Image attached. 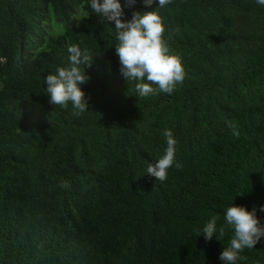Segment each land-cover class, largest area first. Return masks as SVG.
Wrapping results in <instances>:
<instances>
[{
	"label": "trees",
	"instance_id": "16d2710c",
	"mask_svg": "<svg viewBox=\"0 0 264 264\" xmlns=\"http://www.w3.org/2000/svg\"><path fill=\"white\" fill-rule=\"evenodd\" d=\"M78 7L87 15L73 21ZM155 7L138 0L124 19ZM157 11L185 77L171 95L138 98L114 24L88 0H0V264H222L233 233L206 241L204 225L222 226L232 203L264 205V7L171 0ZM70 46L93 56L79 115L49 104L43 79ZM165 129L179 166L160 182L145 173ZM241 255L264 264V238Z\"/></svg>",
	"mask_w": 264,
	"mask_h": 264
},
{
	"label": "clouds",
	"instance_id": "9594fccd",
	"mask_svg": "<svg viewBox=\"0 0 264 264\" xmlns=\"http://www.w3.org/2000/svg\"><path fill=\"white\" fill-rule=\"evenodd\" d=\"M137 2L138 0H124L122 7L121 0H88V6L91 13L106 24H114L119 70L127 82H136V96L147 97L157 91L171 95L185 77L180 58L170 53L163 40L165 25L163 17L157 11L169 5L171 0H140L145 8H151L154 4L156 7L151 11H133L131 19H124V9L131 8ZM255 3L264 7V0H255ZM67 52V66L57 67L54 73H49L43 78L46 84L45 92L49 104L63 108L70 104L73 114L79 115L90 107L81 86L88 80L83 66H90L93 56L77 46H70ZM226 123L231 135L239 137L237 125ZM162 135L166 143L164 152L156 159L155 164L148 162L145 173L160 182L167 180L171 167L179 166L176 164L178 141L170 129H165ZM257 211L264 213V205L249 211L232 203L225 210L224 224L217 227V217L213 216L204 225L198 237L203 235L206 241H211L215 236L220 241L226 228L230 229L233 235L228 246L223 247L219 260L222 264H238L244 260L241 255L244 249H253L264 238V224L257 216Z\"/></svg>",
	"mask_w": 264,
	"mask_h": 264
},
{
	"label": "rangeland",
	"instance_id": "374dc122",
	"mask_svg": "<svg viewBox=\"0 0 264 264\" xmlns=\"http://www.w3.org/2000/svg\"><path fill=\"white\" fill-rule=\"evenodd\" d=\"M78 8H79L78 13L76 14V16L73 17V19H74L73 21L77 20V18L80 15H83L84 13H85V15H87V13L85 11H83L81 7H78ZM63 25H64V23H56L54 29L57 30V31H60V30H62Z\"/></svg>",
	"mask_w": 264,
	"mask_h": 264
}]
</instances>
